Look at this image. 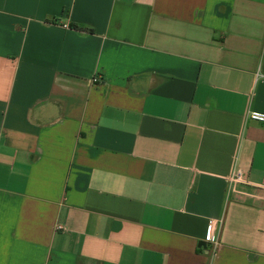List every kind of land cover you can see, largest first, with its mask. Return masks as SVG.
Returning a JSON list of instances; mask_svg holds the SVG:
<instances>
[{
	"label": "crops",
	"instance_id": "1",
	"mask_svg": "<svg viewBox=\"0 0 264 264\" xmlns=\"http://www.w3.org/2000/svg\"><path fill=\"white\" fill-rule=\"evenodd\" d=\"M248 111L264 0H0V264H264Z\"/></svg>",
	"mask_w": 264,
	"mask_h": 264
},
{
	"label": "built area",
	"instance_id": "2",
	"mask_svg": "<svg viewBox=\"0 0 264 264\" xmlns=\"http://www.w3.org/2000/svg\"><path fill=\"white\" fill-rule=\"evenodd\" d=\"M97 82V78L93 79V83ZM245 119L248 121H252L258 123L260 125H264V114L256 111H248L245 114ZM229 182L231 185L236 186L238 184L246 183V174L240 170H233L229 176ZM208 241L211 244H216L217 237L215 235V230H211Z\"/></svg>",
	"mask_w": 264,
	"mask_h": 264
},
{
	"label": "trees",
	"instance_id": "3",
	"mask_svg": "<svg viewBox=\"0 0 264 264\" xmlns=\"http://www.w3.org/2000/svg\"><path fill=\"white\" fill-rule=\"evenodd\" d=\"M74 29H77V27L76 26H72Z\"/></svg>",
	"mask_w": 264,
	"mask_h": 264
}]
</instances>
